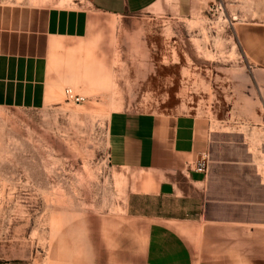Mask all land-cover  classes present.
Wrapping results in <instances>:
<instances>
[{
    "label": "rangeland",
    "instance_id": "1",
    "mask_svg": "<svg viewBox=\"0 0 264 264\" xmlns=\"http://www.w3.org/2000/svg\"><path fill=\"white\" fill-rule=\"evenodd\" d=\"M258 19L226 0H163L127 19L107 17L103 93L42 110L0 108V264H115L111 252L127 256L117 264H143L149 222L126 213L132 174L106 154L113 106L244 132L264 167V66L235 36Z\"/></svg>",
    "mask_w": 264,
    "mask_h": 264
},
{
    "label": "crops",
    "instance_id": "2",
    "mask_svg": "<svg viewBox=\"0 0 264 264\" xmlns=\"http://www.w3.org/2000/svg\"><path fill=\"white\" fill-rule=\"evenodd\" d=\"M226 1L238 14L259 16L235 36L264 66V0ZM9 2H0V108L42 110L60 105L67 90L103 93L107 17L127 19L163 0ZM220 127L192 114L111 107L107 159L132 174L126 213L149 222L143 264H264V167L244 132ZM203 154L206 171L196 172ZM111 254L115 264L127 261Z\"/></svg>",
    "mask_w": 264,
    "mask_h": 264
},
{
    "label": "built area",
    "instance_id": "3",
    "mask_svg": "<svg viewBox=\"0 0 264 264\" xmlns=\"http://www.w3.org/2000/svg\"><path fill=\"white\" fill-rule=\"evenodd\" d=\"M66 94L69 97V99H73V101L76 103L82 101V98L73 97L70 90H67ZM208 162H209V156H207V154H203L198 160V162L195 164V171L200 173L205 172Z\"/></svg>",
    "mask_w": 264,
    "mask_h": 264
}]
</instances>
